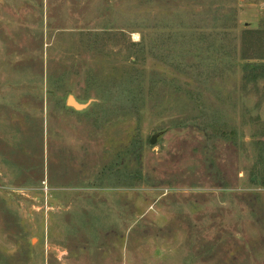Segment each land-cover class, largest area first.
<instances>
[{"label": "rangeland", "instance_id": "1", "mask_svg": "<svg viewBox=\"0 0 264 264\" xmlns=\"http://www.w3.org/2000/svg\"><path fill=\"white\" fill-rule=\"evenodd\" d=\"M0 264H264V0H0Z\"/></svg>", "mask_w": 264, "mask_h": 264}, {"label": "water", "instance_id": "2", "mask_svg": "<svg viewBox=\"0 0 264 264\" xmlns=\"http://www.w3.org/2000/svg\"><path fill=\"white\" fill-rule=\"evenodd\" d=\"M68 105L71 106V107H73L74 109H82L81 106L76 105L74 102L73 103H70L69 100H68ZM154 142H155V139L153 137V138H151L150 143L151 144H154Z\"/></svg>", "mask_w": 264, "mask_h": 264}, {"label": "trees", "instance_id": "3", "mask_svg": "<svg viewBox=\"0 0 264 264\" xmlns=\"http://www.w3.org/2000/svg\"><path fill=\"white\" fill-rule=\"evenodd\" d=\"M251 34H253V33L249 32V31L244 33L245 36H251Z\"/></svg>", "mask_w": 264, "mask_h": 264}, {"label": "bare ground", "instance_id": "4", "mask_svg": "<svg viewBox=\"0 0 264 264\" xmlns=\"http://www.w3.org/2000/svg\"><path fill=\"white\" fill-rule=\"evenodd\" d=\"M69 102H70V103H73V100L70 99Z\"/></svg>", "mask_w": 264, "mask_h": 264}]
</instances>
